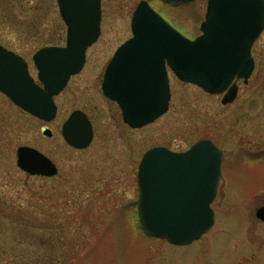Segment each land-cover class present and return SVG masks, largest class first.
Wrapping results in <instances>:
<instances>
[{"label": "rangeland", "instance_id": "obj_1", "mask_svg": "<svg viewBox=\"0 0 264 264\" xmlns=\"http://www.w3.org/2000/svg\"><path fill=\"white\" fill-rule=\"evenodd\" d=\"M140 1L102 0L101 36L88 49L83 71L55 99L52 123L26 115L0 94V264H264V224L252 218L264 201V150L256 152L242 141L257 137L254 129L262 134L258 126L264 129V32L258 42L262 60L231 105L222 106L221 97L170 73L168 112L131 130L100 85L117 47L131 37ZM145 1L184 36L197 37L205 1ZM64 41L55 0H0V45L23 57L35 79L32 56ZM75 110L89 116L94 131L91 146L82 152L69 148L61 136L62 124ZM44 129L51 138L43 136ZM205 138L224 151L214 226L184 248L149 237L134 206L142 156L154 147L183 152ZM19 147L41 152L56 165L58 176L23 174L16 167ZM20 223L29 227L19 228Z\"/></svg>", "mask_w": 264, "mask_h": 264}, {"label": "water", "instance_id": "obj_2", "mask_svg": "<svg viewBox=\"0 0 264 264\" xmlns=\"http://www.w3.org/2000/svg\"><path fill=\"white\" fill-rule=\"evenodd\" d=\"M57 2L67 27L66 46L45 48L34 55L39 84L22 58L0 47V93L46 123L57 113L53 99L82 70L87 49L100 35V0ZM263 29V0H208L203 35L194 41L141 2L131 21L132 39L117 50L107 67L103 95L117 103L126 125L143 128L167 112L170 93L165 64L181 82L211 95L222 94L235 77L246 81L251 75L250 48ZM236 93L234 86L222 104H231ZM43 135L51 137L48 130ZM62 136L74 149H86L93 137L86 116L72 113ZM16 156L17 167L30 176L57 174L56 167L34 149L21 147ZM220 174L221 152L210 141H200L183 154L151 149L138 168L140 225L150 236L171 245L198 241L213 226L210 205ZM256 216L264 222V209Z\"/></svg>", "mask_w": 264, "mask_h": 264}, {"label": "flooded vegetation", "instance_id": "obj_3", "mask_svg": "<svg viewBox=\"0 0 264 264\" xmlns=\"http://www.w3.org/2000/svg\"><path fill=\"white\" fill-rule=\"evenodd\" d=\"M258 42H259V39L253 44L252 49H251V56H252L253 61H254V70H253V73H252L251 78L256 73V70H257V67H258V62L262 60L261 57H262V54L263 53H262L261 45H258ZM251 78H250V80H251ZM250 80L247 82V84L250 82ZM235 83H236V85L238 87V91L240 90L241 87L247 85V84H244V82L242 80H237ZM257 129H261L262 132H263L262 133L263 135L260 134L259 130L256 131L254 129V132H257V133H253V134H258V136L257 137L255 136L252 139H251L252 136H249L250 138H245L242 141L248 146L249 149H254V151H256V152L259 151L260 152V151H263L264 150V129H263V127L261 128V126L260 127L258 126ZM260 208H264V201L260 205L257 206V208L254 210V214H252V218H253V221L255 223H257V220L255 219V213ZM212 209H213L214 216H215V210H214L213 207H212ZM258 224H264V223H260L259 222ZM22 227L23 228L29 227V225H24L23 226V224H22ZM40 229H38V230H40ZM23 230H25V229H23ZM200 254H201V256H205L206 252L202 250ZM243 255H245V254H243ZM243 259H246V258H243Z\"/></svg>", "mask_w": 264, "mask_h": 264}, {"label": "trees", "instance_id": "obj_4", "mask_svg": "<svg viewBox=\"0 0 264 264\" xmlns=\"http://www.w3.org/2000/svg\"><path fill=\"white\" fill-rule=\"evenodd\" d=\"M55 45H57V44H55ZM18 221V220H17ZM20 222V221H19ZM22 227V224L20 223V226H19V228H21Z\"/></svg>", "mask_w": 264, "mask_h": 264}]
</instances>
